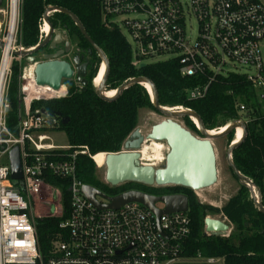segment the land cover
I'll return each instance as SVG.
<instances>
[{
	"label": "built area",
	"instance_id": "built-area-1",
	"mask_svg": "<svg viewBox=\"0 0 264 264\" xmlns=\"http://www.w3.org/2000/svg\"><path fill=\"white\" fill-rule=\"evenodd\" d=\"M97 1L102 23L122 32L135 66L154 63L159 58L176 60L181 77L200 80L186 91L188 101L204 99L214 83L233 76L244 77L263 100L264 0ZM21 4L22 0H3L0 6V264H35L38 261L43 264L34 222L43 217L60 218L64 214L61 192L47 183L50 178L69 181L70 201L68 218L59 225L66 239L63 233L57 236L45 264L220 263L219 259L184 257V245L191 233L188 210L157 217L136 202L126 203L116 210H103L83 196L81 189L85 185L76 175L77 152L66 153L69 151L67 145L55 146L50 138V134L60 133L57 132L58 120L42 110H31L35 101L65 98L67 88L62 84L57 91L50 89L51 96L47 94V87L35 84V64L26 63L21 70L19 98L23 110L17 125L8 128L6 96L11 66L22 60L14 53L29 51L18 44ZM51 8L45 9L48 17L53 13ZM192 22L197 28L195 36ZM46 26L42 17L40 42L48 34ZM97 78L98 73L94 85ZM228 94L233 97L240 117L248 107L244 98L231 91ZM149 95L152 98L151 93ZM164 109L172 113L185 111L180 107ZM238 122L247 128L250 120ZM234 132L233 143L240 140L236 130ZM153 143L144 141L141 145L140 165L157 168L164 162L163 146L159 143L160 157H148L145 149L151 148ZM14 148L18 149L22 174L17 183L10 178L9 153ZM87 152L83 148L80 153ZM99 154L106 157L108 153ZM99 154L89 155L95 165L94 158ZM96 200L99 205L110 204L99 197ZM154 208L163 211L165 206L155 203ZM228 234L229 231L226 236Z\"/></svg>",
	"mask_w": 264,
	"mask_h": 264
},
{
	"label": "trees",
	"instance_id": "trees-1",
	"mask_svg": "<svg viewBox=\"0 0 264 264\" xmlns=\"http://www.w3.org/2000/svg\"><path fill=\"white\" fill-rule=\"evenodd\" d=\"M47 7L64 9L73 14L81 23L86 35L103 52L108 61V74L104 91L115 92L133 79L149 80L157 94L161 108L180 107L194 112L200 118L206 131H218L227 125L250 120L243 142L232 151V162L238 172L249 180L259 196L264 208V98L258 97L255 89L244 77L233 76L214 83L204 99L188 101L186 91L200 80L183 78L179 73L176 60L142 64H133L129 45L122 32L102 23L101 9L97 0H22L19 46L25 50L35 48L39 41V26ZM55 33L65 37V42L74 48L80 56L89 57L92 49L89 42L80 33L72 19L62 12H53L48 17ZM44 47L33 54L46 50ZM48 50V49H47ZM51 52V51H49ZM92 67L87 72V86L84 91L75 79L64 81L68 94L60 100L35 101L31 110H42L58 120L57 132L63 133L71 154L77 152V179L83 185L92 187L109 197L129 191L162 197L184 195L188 199V217L191 221V233L184 245L185 258L219 259L218 264H264V213L252 197L250 190L239 184L228 167L231 176L237 181L236 193L221 208L201 203L195 193L189 189L175 186L148 187L141 184L125 183L117 187L107 185L99 174L98 168L89 158L99 153H118L122 151L126 139L138 128V116L141 110L161 115L154 109L151 97L143 85L133 84L126 88L113 101L106 102L96 94L93 83L97 76L101 59L92 49ZM41 61V60H40ZM26 61L13 62L7 89L8 110L6 123L13 129L17 123L23 105L19 98V77ZM244 98L247 110L240 117L234 108L233 97L228 93ZM162 116V115H161ZM65 119V124L63 120ZM184 128L197 138H202L189 118H181ZM235 139L231 132L216 142H222L228 148ZM241 139V138H240ZM83 148L88 154H81ZM59 188L62 196L63 216L60 218L43 217L34 222L39 255L46 263L52 249V243L64 231L59 229L61 222L69 215L70 196L67 192L69 181L50 178L46 180ZM207 216L224 219L229 226L226 237L205 235L204 220ZM35 264H40L39 261ZM179 264H207L187 261Z\"/></svg>",
	"mask_w": 264,
	"mask_h": 264
},
{
	"label": "water",
	"instance_id": "water-1",
	"mask_svg": "<svg viewBox=\"0 0 264 264\" xmlns=\"http://www.w3.org/2000/svg\"><path fill=\"white\" fill-rule=\"evenodd\" d=\"M2 1L3 0H0V6L2 5ZM47 12L44 11L43 13V20L49 27L45 39L35 48L29 51L15 52L14 55L24 59L28 64H35L34 76L35 84L37 86L47 87L57 91L60 89L64 81H69L76 77L77 84L80 85L81 90L84 91L87 86V81L85 80L86 64H80L81 58L79 56H75L71 63L62 59L65 55L70 53V44L65 43V49L63 51L57 50L58 46L63 42V37L60 34H56L49 43L55 32L49 24ZM50 12H62L69 16L78 27L80 33L89 42L92 49L98 53L101 59V64L103 62L106 64L104 78L101 84L96 88V94L100 99L106 102H111L129 86L133 84L143 85L144 83H148L152 91L151 100L154 109L162 116L166 117L164 121L152 126L150 132L146 135H143L137 128L124 142L122 151L118 153H108L106 155L103 168L105 170L104 180L107 185L110 187H117L125 183H134L148 187L175 186L189 189L195 193L208 189L217 181L216 157L212 141L235 131L237 127L240 126L243 129V137L227 148L226 163L237 178L238 183L250 190L252 197L256 199L258 209L264 213V208L260 205L259 196L256 194L254 186L238 172L232 162V151L243 142L247 133V128L242 122H234L228 125L227 128H224L219 135L210 136L208 135V131L204 129L200 118L194 112L185 110L178 113H172L161 108L158 105L157 94L153 84L145 78L133 79L129 83L122 85L115 91L116 95L113 99L103 97L102 94L105 92L104 84L108 74V61L106 56L93 43V41L88 38L81 23L73 14L56 7H52ZM46 46L48 47V51H57L52 54L44 55L42 60L37 62L36 57L33 56V54ZM92 49L88 50L89 55L92 54ZM0 50H2L1 42ZM141 67H144V65H141ZM185 117L189 119H197L199 125L196 129L199 131L202 138L195 137L175 121V119ZM62 122L65 124V119ZM144 141L166 144L168 152L165 155L163 164L159 167L154 168L151 166L140 165L138 151ZM9 166L11 173L10 178L13 182L17 183L22 177L21 163L17 148H14L9 153ZM81 192L96 208L103 210H116L129 202L141 204L146 209L152 211L157 217H160L162 214L186 213L188 210V199L184 195L155 197L137 191H129L117 197L110 198L89 186H83ZM97 197L109 201L110 204L105 206L99 205L96 202ZM155 203H162L165 206L164 210H156L154 208ZM204 230L205 235L207 236L225 237L229 231V226L223 220L207 218L204 220Z\"/></svg>",
	"mask_w": 264,
	"mask_h": 264
},
{
	"label": "rangeland",
	"instance_id": "rangeland-1",
	"mask_svg": "<svg viewBox=\"0 0 264 264\" xmlns=\"http://www.w3.org/2000/svg\"><path fill=\"white\" fill-rule=\"evenodd\" d=\"M196 30H197L196 24H195V22H192V34H193V36H195ZM56 34H59V33H53L49 43L52 41L53 37ZM0 37H1V33H0ZM62 37H63V42L60 45H63V43H65V37L64 36H62ZM70 50H71V52L75 51L74 48L71 46H70ZM0 55H1V51H0ZM35 57H36V61L40 62V60H42V53L35 55ZM70 58H71V56H70ZM164 60H165V58H159L153 62L154 63L163 62ZM95 87L97 88V83H95ZM165 119H166V117L155 114L151 111L141 110L139 112V116H138V129L141 131V133L143 135H146L150 132V129L152 126H154L155 124H157L161 121H164ZM175 121L178 124H180L182 127H184V125H183L184 123L181 121V118L175 119ZM50 138H51L52 143L55 146L64 147L67 145L66 138H65V135L63 133L50 134ZM159 144H161L163 146L162 147L163 155L165 157V155L168 152L167 146L165 143H159ZM212 144H213L215 157H216L217 181L212 187L205 189V190H202V191H199V192H196V193L194 192V193H195V196L198 198V200L201 203L221 208L229 200V198H231L236 193V191L238 189V183L231 176L229 169H228V165L226 163V151H227L226 146H224L222 144V142H216V140H213ZM151 151L152 150L150 148V149H148L147 153H150ZM162 164H160V165H162ZM102 169H103V167H102ZM99 174L101 175V178L103 177V180H104L105 170L104 169L100 170ZM104 182H105V180H104ZM36 214H37V211H36ZM215 219L218 220L219 218H215Z\"/></svg>",
	"mask_w": 264,
	"mask_h": 264
},
{
	"label": "bare ground",
	"instance_id": "bare-ground-1",
	"mask_svg": "<svg viewBox=\"0 0 264 264\" xmlns=\"http://www.w3.org/2000/svg\"><path fill=\"white\" fill-rule=\"evenodd\" d=\"M48 31H49V27L47 25L45 27V32H48ZM5 60H6V58H4V61ZM105 73H106V64L103 62L101 64V66H100L99 71H98V78H97L95 83L100 85L102 80H103V78H104ZM143 86L145 87L144 89L147 90L148 93L152 92L151 91V87H150V85L148 83H144ZM46 91H47V94H49L51 96L50 93L52 92V90H50V88H47ZM115 95H116L115 92H106V91L103 92V94H102V96L107 98V99H113L115 97ZM192 122L196 126L199 125V123H198L196 118H192ZM221 131H223V129ZM220 133L221 132H219V131H208V135H210V136H217ZM236 134H237L236 137L238 139H240V138L242 139V137H243V129L240 126L237 127ZM148 149H150V148L148 147L145 150L148 152ZM159 149H160L159 144L157 142H154L151 145L152 152L148 153V157H150V155H152L155 159H158L160 157V150ZM104 160H105V156L103 154H99V155H97L94 158V161H95L96 165L99 166V167H101L104 164Z\"/></svg>",
	"mask_w": 264,
	"mask_h": 264
},
{
	"label": "flooded vegetation",
	"instance_id": "flooded-vegetation-1",
	"mask_svg": "<svg viewBox=\"0 0 264 264\" xmlns=\"http://www.w3.org/2000/svg\"><path fill=\"white\" fill-rule=\"evenodd\" d=\"M66 43V42H65ZM65 43H63V45H60V46H58V49L57 50H60V51H63L64 49H65ZM47 49H48V47H47ZM43 50V52H42V57L44 56V55H47V54H52V53H54V52H56V51H51V52H49L48 50ZM45 51V52H44ZM89 55V54H88ZM70 56H71V58H70ZM75 56H79L80 58H81V62H80V64L82 65V64H86V75H85V80H86V77H87V72H88V70H89V68H91L93 65H92V63H91V59L89 58L91 55H89V57H84V56H80L79 54H77V53H75L74 51H72L71 52V50H70V53L68 54V55H65L62 59L64 60V61H67V62H72L73 61V59H74V57ZM73 79H75L76 80V77H74ZM87 81V80H86ZM81 87V86H80ZM166 196H168V195H166ZM171 196V195H170Z\"/></svg>",
	"mask_w": 264,
	"mask_h": 264
},
{
	"label": "crops",
	"instance_id": "crops-1",
	"mask_svg": "<svg viewBox=\"0 0 264 264\" xmlns=\"http://www.w3.org/2000/svg\"><path fill=\"white\" fill-rule=\"evenodd\" d=\"M218 208V207H217Z\"/></svg>",
	"mask_w": 264,
	"mask_h": 264
}]
</instances>
